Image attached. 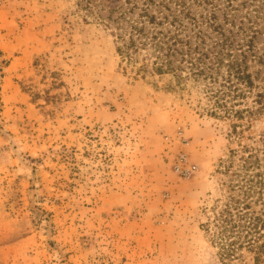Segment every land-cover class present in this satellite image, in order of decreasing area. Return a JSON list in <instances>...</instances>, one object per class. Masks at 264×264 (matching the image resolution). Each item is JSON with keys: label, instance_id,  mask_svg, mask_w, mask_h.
I'll list each match as a JSON object with an SVG mask.
<instances>
[{"label": "rangeland", "instance_id": "374dc122", "mask_svg": "<svg viewBox=\"0 0 264 264\" xmlns=\"http://www.w3.org/2000/svg\"><path fill=\"white\" fill-rule=\"evenodd\" d=\"M0 28V264H210L230 121L123 71L83 0H0Z\"/></svg>", "mask_w": 264, "mask_h": 264}, {"label": "trees", "instance_id": "16d2710c", "mask_svg": "<svg viewBox=\"0 0 264 264\" xmlns=\"http://www.w3.org/2000/svg\"><path fill=\"white\" fill-rule=\"evenodd\" d=\"M114 28L116 52L143 79L168 77L203 114L230 121L223 196L199 227L210 264H264V0H83Z\"/></svg>", "mask_w": 264, "mask_h": 264}, {"label": "crops", "instance_id": "0c3cea01", "mask_svg": "<svg viewBox=\"0 0 264 264\" xmlns=\"http://www.w3.org/2000/svg\"><path fill=\"white\" fill-rule=\"evenodd\" d=\"M49 26H50V22H47V24H46L47 30L49 29ZM21 94H23V93H21Z\"/></svg>", "mask_w": 264, "mask_h": 264}]
</instances>
